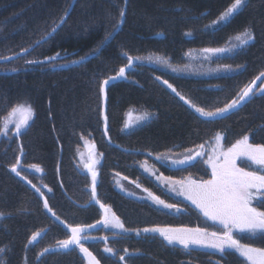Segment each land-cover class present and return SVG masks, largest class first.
Listing matches in <instances>:
<instances>
[{
    "label": "trees",
    "instance_id": "obj_1",
    "mask_svg": "<svg viewBox=\"0 0 264 264\" xmlns=\"http://www.w3.org/2000/svg\"><path fill=\"white\" fill-rule=\"evenodd\" d=\"M71 1L0 0V56L31 49L21 58L0 64V124L17 103L27 101L34 110L30 127L19 139L13 134L12 140L0 137L3 264H85L78 249L39 257L45 248L67 238L68 233L46 214L37 193L9 171L22 147L24 167L37 164L43 169L40 177L23 171L22 174L32 184L42 186L44 198L60 220L73 226L96 223L101 213L90 201V177L75 166L82 138L89 139L96 151L103 154L98 168V198L131 230L113 234L100 228L88 234L96 239L83 244L100 264H123L119 255H124V249L135 253L125 256L127 264H242L243 258L235 252L224 257L198 249L188 253L180 246H169L157 233L141 231L137 236L136 230L143 228L209 227L197 210L164 194L137 166L146 161L174 179L204 178L209 173L203 166L171 170L154 157L208 143L217 132L223 133L224 145L245 134L250 136L251 143L264 144V96H252L227 118L204 122L156 80L157 76L168 80L186 98L207 110L237 98L241 89L264 71V0H248L241 12L216 31L205 26L217 19L231 0H128L125 22L107 41L105 37L112 33L124 0H75L66 23L37 45L35 42L43 40L68 12ZM245 29L253 32V42L223 61L241 69L232 76L177 77L139 60L127 72L128 79L107 89L109 141L106 140L98 85L126 63L123 52L133 57L161 55L178 65L183 63L186 51L221 46ZM98 48L99 52L95 51ZM57 53L60 55L54 61L25 63V59L45 60ZM81 57H86L81 64L72 63ZM13 68L16 71H11ZM129 108L148 111L154 117L142 127L122 133L124 114ZM116 173L139 182L168 203H177L184 211L170 214L121 194L111 181ZM259 201L254 206L264 211ZM35 231H41V235L28 245ZM104 236L108 237L107 242L100 239ZM240 240L253 247H264V241L250 234L242 235ZM106 243L117 255L103 252Z\"/></svg>",
    "mask_w": 264,
    "mask_h": 264
},
{
    "label": "snow or ice",
    "instance_id": "obj_2",
    "mask_svg": "<svg viewBox=\"0 0 264 264\" xmlns=\"http://www.w3.org/2000/svg\"><path fill=\"white\" fill-rule=\"evenodd\" d=\"M128 0H124V7L119 10V19L113 25L112 33H109L105 37V41L112 38L113 33L117 32L123 25L126 19V7ZM247 5V0H231L230 4L219 14L217 19L213 20L211 24L206 25V28H211L213 31L218 30L221 26L226 25L236 14L241 12ZM203 15V14H202ZM67 20V13H65L58 23L51 28V31L47 36L55 33L59 27H61ZM191 35V33H186ZM47 36L42 39H47ZM255 39L253 32L250 29H245L241 34L236 35L233 41L229 42L228 47L223 48H204L202 51L209 55H217L224 52H230L235 48H242L248 45ZM37 45L41 41L35 42ZM99 48L95 51L99 52ZM29 48H23L17 55L25 56L30 53ZM59 53L52 57H46L45 60L39 59H25V63L29 65L43 64L48 61H54L59 57ZM125 56L126 63L119 67L114 75H110L103 79L99 87V96L101 100V111L100 116L103 120L104 135L108 136V115L106 114L107 107V89L110 83L117 80L128 79L127 70L133 67L135 61L142 60L141 57H133L127 52L122 53ZM207 58V57H205ZM13 56H0V60L11 61ZM86 57H81L79 60H74L72 63L81 64ZM148 60L154 63L168 64V60L163 57H148ZM171 67V65H168ZM63 67V65H61ZM176 71L175 68L172 69ZM226 71L231 70L230 65L225 66ZM16 71V69H11ZM264 77V71H261L259 75L248 85L244 86L238 97L232 99L230 102L225 103L223 106L215 107L212 110H207L203 106L197 105L191 99L186 98L172 83L168 80H161L160 76L156 77V80L166 85L184 105H187L189 109L194 113V117L202 118L204 122L215 121L216 118H227L230 113H234L242 103H246L252 96L260 94L264 96V86L260 87L257 91H254V86L257 80ZM264 84V81H262ZM150 113L144 112L142 115L137 117V122L145 121L150 118ZM34 118V110L32 106L27 102L17 103L9 111L7 117H5L2 124H0V136L6 137L8 140H12V136L8 135L9 125H14L13 136L19 139L30 127V121ZM132 125L126 123L125 128L131 127ZM225 137L217 132L213 138L214 145L209 142L208 146L206 143H201L196 148H187L185 153L180 158L172 159L173 165H188L194 166V162H202L208 166L211 170L210 178L207 180L197 181L191 177L183 180H173L171 177H166L163 174L157 176L156 179L159 182H163L168 185V191L175 193L177 196H183L186 201H189L191 205L198 209L203 217L207 220L212 221L214 225L220 226V231H208L207 228L201 227H179V228H168V227H152L143 228L142 230H136V235L139 236L141 231L144 233H158L167 242L169 246L179 245L190 253L196 248L200 249H214L221 257H224L231 252H235L239 257L243 258L242 264H264V247H253L250 244L242 243L239 238L234 236V233L250 234L251 237H259L260 240L264 241V211L260 210L258 206L253 205V189L256 190L257 195L264 196V144H253L250 142V136L248 134L243 135L239 139H236L231 146L225 148L221 143ZM209 147L211 150L209 151ZM171 151V150H169ZM23 155V149L20 148V155L15 158L14 163L9 165V171L14 173L21 180L30 184L37 193L40 194L43 199V208L52 214V216L60 221L68 229L67 238L56 241V245L52 248H45L39 255L43 256L49 251H64L70 252L78 249L83 254V258L87 261V264H100V260L86 247L82 241L89 239H96L86 235L89 229L95 228L96 224L103 225L104 228L111 227L121 232H129L130 229L126 228L124 223L116 216L112 209L102 203L98 198L97 183H98V170L96 165L99 163V159H92L88 162L85 167L91 176V194L90 201L99 205V208L103 211L101 219L96 221V224L92 225H69L65 224L64 221L60 220V217L50 207L48 199L44 198V193L40 187L32 184V181L27 178L26 175L22 174L21 169L24 165L21 163L20 156ZM102 153L100 157H102ZM149 156L152 153H148ZM197 157L200 158L197 161ZM156 160L164 161L168 159L167 154H157ZM238 161L241 164L245 161H250L251 165L256 167L252 170H246L245 166L238 165ZM251 165L248 167L251 168ZM28 168L34 170L36 173H43V169L37 164H30ZM147 172L148 169L145 168ZM116 176H120L116 173ZM126 179V177H124ZM117 186L124 191L122 185L117 180ZM136 188H141L139 182L135 183ZM44 187H47L46 185ZM49 192L51 188L47 189ZM142 191L147 193L149 198L155 205L161 206L164 209L175 210L176 212H182L184 209L178 206L177 203H167L160 196L155 195L152 191L147 188H142ZM128 195H135L134 192L128 191ZM260 205H264V199H260ZM4 214L0 212V219ZM41 231H35L28 239L27 244L31 245L40 237ZM107 242L108 237H100ZM124 255H119V260L123 264H127L125 256L134 255L135 253H129L128 249H124ZM5 252L4 248H0V254ZM103 252L109 255L115 256L117 253L113 248L107 246L103 248ZM2 264V261H0Z\"/></svg>",
    "mask_w": 264,
    "mask_h": 264
},
{
    "label": "rangeland",
    "instance_id": "obj_3",
    "mask_svg": "<svg viewBox=\"0 0 264 264\" xmlns=\"http://www.w3.org/2000/svg\"><path fill=\"white\" fill-rule=\"evenodd\" d=\"M209 24H211V23H209ZM207 29L212 30L211 28H207ZM235 36L236 35L229 38L223 45L218 46V47H212V48L228 47L230 41L235 42L233 40V38ZM252 42H250V43H252ZM248 45H246V46H248ZM246 46H244L242 48H235L230 52H224V53H220L217 55H209L207 53H204L202 51V49H204V48L190 49L183 54V63L178 64V65L172 64L170 62V60L168 58H165L164 56L155 55V54L144 55L141 57L143 59L140 61L143 63H146L147 65H149L150 67H152L154 69H157L158 71H161V72H164V73H167L170 75H174L177 77L192 78V79H211V78L232 76V75L237 74L241 70L240 68H234L231 66V70L226 71L225 70L226 65L224 64L223 61L225 59H227L228 57L233 56L237 52L243 50ZM150 56H152V57H156V56L163 57L164 59L168 60V64L166 65V64H162V63L151 62L148 60V57H150ZM205 57H207V58H205ZM168 65H171V67H169ZM173 68H175L176 71H173L172 70ZM262 81H264V78L257 84L254 91L258 92V89L260 87L264 86V84H262ZM257 95H259V94H257ZM144 112L150 113L148 111L141 110V109L138 110V109H134V108H129L126 111V113L124 114V120H123V124H122V128H121V132L122 133H129V132H131L137 128L142 127L143 125H145L149 121H151L152 118L154 117V115L152 113H150L151 115H150V118L148 120L137 122V117L142 115ZM4 119H3V121H4ZM126 123H128L132 126L125 128ZM13 132H14V125H9L8 135L11 136V134H13ZM221 134L223 135V133H221ZM0 137L6 138L4 136H0ZM209 142H211L214 145L213 139ZM209 142L206 143V146H208ZM221 143L224 145V140ZM231 144L230 145H224V147L227 148V147L231 146ZM192 148H196V147H192ZM208 150L210 151L211 147H209ZM184 153H185V149L179 150V151L173 150V151L160 153V154H167L168 155V159L164 160L163 162L161 161V162L165 165L172 166L173 164L171 163V160L182 157V155ZM88 154H89V157H88ZM89 158L99 159V163L96 165V168L98 170V168L101 164V161H102V157H100V154L96 151L94 145L92 144V142L89 139L82 138L81 139V147L76 150V162H75V166L80 173L87 175V168L85 167V165L89 162ZM199 160H200V158L198 157L197 161H199ZM237 163H238V165L245 166L246 170H251V169H254L256 167L255 165H251L250 161H245V162H243V164H241V161H238ZM194 165H195L194 167H197L199 165L198 167H200V169L202 166L204 168H206V170L209 173V176L207 175L204 178H197L194 176H186V177H183L180 179H174V178H172V179L173 180H183V179L191 177L194 180L201 181V180H207L210 178L211 170L208 168V166L206 164H204L202 162H195ZM249 165H251L252 168H249L248 167ZM173 166H175V165H173ZM137 167L139 168V170H141L142 173H144L148 178H150L160 188V190L163 191L164 194H166V195H168L174 199L184 201L185 203L189 204L192 208L195 209V206L191 205V203L189 201H186L183 196H177V195H175V193L169 192L167 184L157 181L156 177L160 176L161 173L158 172L152 164H149L146 161H142L138 164ZM145 168L148 169L147 172L145 171ZM21 171H23L24 174L36 175L37 177H40L42 175V173H36L34 170H31L28 167H23V169H21ZM166 177H168V176H166ZM117 180H119V184L123 186L124 191H122L121 188L119 186H117V183H116ZM111 181H112L113 187L116 191L120 192L121 194H123L129 198H132V199L140 201V202H145V203L151 205L152 207H154L158 210H161V211H164V212H167L170 214L178 215L180 213V212L179 213L176 212L174 209L168 210V209H164L161 206L155 205L149 198H147V193L142 191V188H143L142 186H141V188H136L135 183L137 181L133 182L131 180H126L121 176H116V174L112 175ZM89 182H90V179H89ZM40 187H42V186L40 185ZM128 191L134 192L135 195H132V196L128 195L127 194ZM252 191H253V197H254L252 203L254 205V203H256L258 200L263 199L264 196L257 195L255 189H253ZM262 191H264V190H262ZM195 210H197L199 212L198 209H195ZM199 214L203 217V215L200 212H199ZM100 217H101V215H100ZM203 218H205V217H203ZM205 219L209 223V227L207 229L208 231L211 232V231H220L221 230L219 225H214L212 221L207 220V218H205ZM168 228H179V227H168ZM104 229L112 232L113 234H119L118 232H120L119 230L113 229L111 227L104 228ZM242 235H246V233L245 234L234 233V236H236L239 239H241ZM161 239L163 241H165L163 239V237H161ZM177 246H179V245H177ZM196 249L207 251V252L217 253L214 249H200V248H196ZM0 261H2V264H3L2 254H0ZM85 264H87L86 260H85Z\"/></svg>",
    "mask_w": 264,
    "mask_h": 264
},
{
    "label": "water",
    "instance_id": "obj_4",
    "mask_svg": "<svg viewBox=\"0 0 264 264\" xmlns=\"http://www.w3.org/2000/svg\"><path fill=\"white\" fill-rule=\"evenodd\" d=\"M74 3H75V0H72L71 1V4H70V6H69V10H68V12H67V14L71 11V9L73 8V5H74ZM60 28V27H59ZM58 28V29H59ZM54 33H52V35H53ZM52 35H50V36H47V39L48 38H50ZM46 39V40H47ZM42 41H45V39H43ZM41 41V42H42ZM31 50V49H30ZM21 52V51H20ZM20 52H18V53H20ZM17 53V54H18ZM17 54H14V55H11V56H13L14 57V59L13 60H15V59H17V58H20V57H23V56H19V55H17ZM25 55H27V54H25ZM12 61V60H11ZM7 62H10V61H4V60H0V64H3V63H7ZM137 64V61H135L134 62V64H133V67L135 66ZM132 67V68H133ZM132 68H130V69H128L127 70V72L128 71H130ZM263 77H261V79H262ZM260 79V80H261ZM260 80H257L256 81V84H255V86H254V89L256 88V86H257V84H258V82L260 81ZM123 81H125V80H123V79H120V80H117V81H115V82H112V83H110V86L111 85H113V84H115V83H119V82H123ZM109 86V87H110ZM243 104L244 103H242V106H243ZM241 106V107H242ZM241 107H239V108H241ZM238 108V109H239ZM237 109V110H238ZM236 111V110H235ZM234 111V112H235ZM231 114V113H230ZM216 119H220L219 117L218 118H216ZM103 121V120H102ZM103 133H104V129H103ZM105 136V135H104ZM105 138H106V140L107 141H109V139H108V137L107 136H105ZM88 157H89V154H88ZM198 158V157H197ZM20 159H21V156H20ZM90 160H92L91 158H89V162H90ZM188 167V165H175V166H171L170 168L171 169H184V168H187ZM14 177H16V178H18L19 180H21L19 177H17L14 173H11ZM87 174L89 175V177H90V180H91V176H90V173L87 171ZM22 182H24L25 184H27L28 186H30L34 191H35V189L30 185V184H28V183H26L24 180H21ZM90 191H91V185H90ZM36 192V191H35ZM37 193V192H36ZM37 195H38V197L40 198V201H41V203H42V205H43V199L41 198V196H40V194L39 193H37ZM92 204L93 205H95L96 207H97V209L101 212V217H102V215H103V211L99 208V205H97V204H95L94 202H92ZM44 211L46 212V214L52 219V220H54L56 223H58L60 226H62L65 230H66V232L68 233V229L66 228V227H64V225L63 224H61L60 223V221H57L53 216H52V214L51 213H49V212H47L45 209H44ZM101 219V218H100ZM93 224H96V223H93ZM90 225H92V224H90ZM102 227H104L103 225H99V224H96V227L95 228H92V229H89V231L86 233V235H88V234H90V233H92V232H94V231H96V230H98V229H100V228H102ZM69 234V233H68ZM92 240H94V239H89V240H86V241H82V243H85V242H88V241H92ZM50 248H52V247H50ZM43 252V251H42ZM59 252H64V251H49V252H47V253H45L44 255H46V254H51V253H59ZM43 255V256H44ZM39 257H42V256H40L39 255Z\"/></svg>",
    "mask_w": 264,
    "mask_h": 264
},
{
    "label": "bare ground",
    "instance_id": "obj_5",
    "mask_svg": "<svg viewBox=\"0 0 264 264\" xmlns=\"http://www.w3.org/2000/svg\"><path fill=\"white\" fill-rule=\"evenodd\" d=\"M42 41V40H41ZM20 52V51H19ZM17 54V53H16ZM14 55V54H13ZM9 56H11V55H9ZM21 58V57H20ZM18 59V58H17ZM16 60V59H15ZM12 61H14V60H12ZM11 62V61H10ZM8 63V62H7Z\"/></svg>",
    "mask_w": 264,
    "mask_h": 264
}]
</instances>
